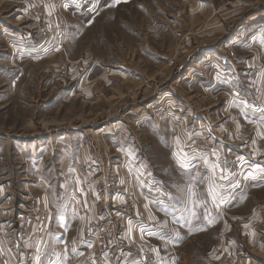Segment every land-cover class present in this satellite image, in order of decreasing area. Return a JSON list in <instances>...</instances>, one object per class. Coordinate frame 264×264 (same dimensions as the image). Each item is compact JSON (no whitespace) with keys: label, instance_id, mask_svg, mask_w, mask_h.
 <instances>
[{"label":"rangeland","instance_id":"rangeland-1","mask_svg":"<svg viewBox=\"0 0 264 264\" xmlns=\"http://www.w3.org/2000/svg\"><path fill=\"white\" fill-rule=\"evenodd\" d=\"M19 52L24 55L17 56ZM229 64L239 66V73ZM262 69L264 0H0V80L8 81L0 86V100L8 104L2 109L0 102V117L13 115L7 118L11 129L5 126L4 136L0 127V140H11L16 130L24 132L30 126L36 132L82 128L90 144L111 132L121 145L111 152L115 165L121 167V188L127 190L119 217L94 222L96 230L88 237L92 247L73 245L71 241L80 235L74 233L68 236V248H39L42 264H92L93 259L95 264H151L149 248L119 239L129 218L146 225L152 218L154 227L168 224L167 236L153 243L172 242L170 257L184 258L186 264L193 255L199 260L209 256L204 242L209 241L208 234L201 236L204 225L217 227L219 247L233 242L236 253H242L241 262L258 264L242 245V219L228 216L227 211L238 200L236 191L245 201L249 196L254 199L248 202V220L258 235V247L264 249V173L255 170L257 164L264 167V137L256 135V122H246L234 97L239 90L240 99L264 107ZM215 74L217 89L210 86ZM181 150L192 166L183 168V156L174 158L173 153ZM214 151L229 162L238 156L247 158L242 168L235 169L239 187L231 189V199L219 209L207 191L213 173L195 158L207 156L211 163ZM113 171L110 168L111 176ZM250 172L254 178H246ZM141 173L150 175L141 177L148 189L140 191ZM216 176L218 183H226L218 180L219 171ZM134 190L142 200H131ZM192 191L195 205L186 195ZM33 199L31 219L44 236L50 215ZM151 200L158 215H137L148 209L145 205ZM204 200L214 218L211 222L203 218L205 210L199 202ZM161 204L166 207L163 216ZM186 205L196 213L187 225ZM24 240L12 237L16 264H29L35 258L36 248ZM137 240L144 241L140 232Z\"/></svg>","mask_w":264,"mask_h":264},{"label":"crops","instance_id":"crops-1","mask_svg":"<svg viewBox=\"0 0 264 264\" xmlns=\"http://www.w3.org/2000/svg\"><path fill=\"white\" fill-rule=\"evenodd\" d=\"M45 11L44 8L43 12ZM253 39H255V35L251 38V40ZM23 55V52H19L17 56L21 57ZM245 66L248 68V61H246ZM236 67L239 66L230 65L233 71L235 70L236 73H239L236 71ZM232 70H229V72ZM241 72L243 73V71ZM244 75H248V73L246 72ZM226 78L228 77H222V80H226ZM244 81L248 82L246 79ZM5 84H8L6 78L0 80V86ZM210 84L211 87L217 89L218 78L216 74ZM243 87L248 89L244 85ZM246 96H248V93H246ZM185 99L188 101L187 98ZM0 102L4 104L2 103L4 101L0 100ZM7 105L5 103L2 109L7 107ZM241 113L242 111L240 110ZM8 116L13 115L7 114L0 117L1 136L5 135L3 133L5 126L9 130ZM244 119L246 120L245 117ZM216 128L218 127L216 126ZM260 130L263 133V129L261 128ZM16 131L17 134L11 136V140L4 142L0 140V189H2V192H0V264L17 263V258L11 251V248H13L11 246L12 237L14 239L19 238L21 241L24 238V242L27 244L32 243L34 249H42V247L63 249L69 247L68 236L80 233L71 242L76 247H82L83 244L80 241L89 240V228H92L93 232L94 229L96 230L94 222L98 218L108 217L109 220L115 221L119 217L121 207L126 202L125 193L127 190L121 188L124 185L119 175L121 167L119 164L115 165L114 163L116 159L113 155L114 152L111 154L113 150L116 151L119 146L121 147L120 144L117 145L118 141L114 138V133L107 132L103 136L100 134L90 144L86 130L82 128H57L51 131L36 132L30 126L29 130L24 128V132ZM7 133L9 135V131ZM100 136L103 137L102 140H100ZM106 137L112 138L108 141ZM10 159L13 160V163ZM110 168L115 171H113L115 175H110ZM88 179L89 183L91 181L92 184L85 185V181ZM77 181H79V185ZM146 181L148 183L147 178ZM140 185L137 186L141 191V187H143L141 182ZM78 187L86 190L84 196L80 195L77 190ZM143 188L148 189L146 186ZM137 191L134 190L133 196L129 193L131 200L134 202L137 199H141ZM97 195L99 199H97ZM235 195L238 200L236 203L234 202L227 214L230 217L242 219V238L245 241V244L242 243V245L253 255L251 257L252 262L264 264V249L263 247H258V235L251 229L252 226L248 220L251 216L248 202L253 198L250 199L249 196L247 201H245L242 197V192L239 194L236 191ZM147 196L149 195L146 194L145 200H147ZM33 198L41 202L50 215L47 232L44 236L41 235L40 229H37V224L31 219L32 206L30 202L34 200ZM260 199L257 198V200ZM85 201H87V208L83 206ZM148 205H145V208L148 207V209L144 210L143 213H138L143 218H151L157 214V210L155 209L154 212L152 209V206H154L152 200L151 203L148 201ZM159 207L163 216L166 207L162 204ZM73 208L77 210L76 213L73 212ZM157 217L162 219L161 216ZM179 217L178 215L177 218ZM146 221L148 222L147 225L146 222L144 223L145 226H148L146 229L153 234L151 236L145 235L144 241H138L137 235H139V231L134 230L131 239L133 245H136L137 248L145 247L150 249L148 250L153 253L151 264H186L184 258L179 261L178 256L176 258L170 257L169 245L172 242L167 240L164 245L153 243L159 236L161 237L163 234L167 236L168 224L157 223L154 227L150 226V223H153L151 222L152 218ZM204 226L206 231L202 232L201 236L208 234L207 239L209 241L206 242L204 239V242L207 249H209V256L207 259L204 257L199 260L197 256L193 255V258L190 259V264H230V260H234L236 264H250L246 260L241 262L240 252L236 253L237 244L233 245L234 243L230 242L228 245L218 246L215 239L217 227ZM225 229V227H222L221 230L225 231ZM42 237L43 241H41ZM262 237H264V228ZM152 249H157L158 255ZM199 249L201 248L199 247Z\"/></svg>","mask_w":264,"mask_h":264},{"label":"snow or ice","instance_id":"snow-or-ice-1","mask_svg":"<svg viewBox=\"0 0 264 264\" xmlns=\"http://www.w3.org/2000/svg\"><path fill=\"white\" fill-rule=\"evenodd\" d=\"M117 3L120 2V0H116ZM66 6V5H65ZM58 50V49H57ZM260 75L264 77V69L261 70ZM254 84V82H253ZM235 100H239L240 107L244 109V112L242 113L244 117L248 120L249 123L256 122L257 123V136H262L264 137V133H261L260 129L264 128V107L257 106L254 103H249L247 99H240V91L238 90L234 94ZM234 100V102H235ZM249 112L254 113L253 116H249ZM253 144L257 143L256 139L252 140ZM177 145L179 146V140H177ZM256 153H253L255 155ZM174 158H177L178 160L180 159L181 156H183V161L181 163V167L183 168H188L192 166V162L188 160V156L186 153H184L182 150L178 152L173 153ZM196 159H201L203 160V163L205 164V171H212L213 176L209 182L208 185V196L211 198L212 204L219 209V207L223 204H227L229 200L231 199L230 196H228V193L231 191L232 188L239 187V183L237 181V176L238 173L235 171L236 168H242L244 163H247V158L243 156H238L234 162H229L226 158L224 160H220L216 152H213V162H209V159L207 156L204 157H195ZM256 171H260L261 173H264V167H261L259 164L256 165ZM219 171V176L218 180L220 182H226V183H218L217 182V176L216 173ZM144 175H150L148 173H141L139 177H137V182H140V179ZM246 178H254V172H250ZM201 180H203V176H201ZM123 182V181H122ZM77 184L79 185V181H77ZM80 193L81 196H84L86 193V190L82 187H78L77 189ZM0 192H2V189H0ZM186 195L189 198V202L193 205L197 204L198 202L195 200H192V197L196 196V193L194 191L186 193ZM228 196V198H226ZM75 199V198H74ZM97 199H99V196L97 195ZM156 203H159L158 201ZM200 204H202L204 210H205V215H204V220L210 221L211 219V214L207 211L208 204L207 201H200ZM85 208H87V201H85L84 205ZM185 211L188 213V219L184 221V223L190 224L191 217L196 215L195 211L193 210L192 207H189L188 205L185 206ZM73 212L76 213L77 210L73 208ZM139 215V214H137ZM102 218V217H101ZM144 221L143 220H133L132 218H129L128 221V226L119 239H132V233L134 230L138 229L139 232L141 233V239L144 238L145 235L151 236L153 233L148 231L144 227ZM89 234H93V229L89 228ZM159 235V234H158ZM175 237L180 238L179 232L174 233ZM81 244H85L88 247H92V241L90 240H81ZM109 243H112L110 241ZM114 246H119V243L117 242ZM73 253L77 252V249L73 247L72 249ZM143 251V250H141ZM152 251L157 252L158 255V250L157 249H152ZM130 254V253H129ZM107 256V253L104 254ZM124 256V253H120V258ZM29 264H42V257L40 254V249L36 248V254L34 260H30ZM92 264H95V260L93 259ZM129 264H137L136 261H129Z\"/></svg>","mask_w":264,"mask_h":264},{"label":"built area","instance_id":"built-area-1","mask_svg":"<svg viewBox=\"0 0 264 264\" xmlns=\"http://www.w3.org/2000/svg\"><path fill=\"white\" fill-rule=\"evenodd\" d=\"M239 255L241 256V253Z\"/></svg>","mask_w":264,"mask_h":264}]
</instances>
